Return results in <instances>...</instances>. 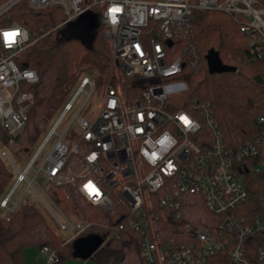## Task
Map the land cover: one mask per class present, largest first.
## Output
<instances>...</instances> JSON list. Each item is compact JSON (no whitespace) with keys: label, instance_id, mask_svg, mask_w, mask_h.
<instances>
[{"label":"built area","instance_id":"built-area-1","mask_svg":"<svg viewBox=\"0 0 264 264\" xmlns=\"http://www.w3.org/2000/svg\"><path fill=\"white\" fill-rule=\"evenodd\" d=\"M22 1L5 0L0 4V124L9 135L23 129L33 101L24 85L39 80L34 69L18 63L19 55L32 44L30 30L9 18ZM28 1L36 10L60 6L64 19L56 28L68 36L89 40L104 25L110 40L112 77L101 110L91 119L78 114L93 95L95 84L89 75L80 79L75 93L64 102L62 113L23 170L16 166L10 153L0 151L4 161L18 172L15 184L0 200V208L8 214L13 212L27 202L25 192L32 188L58 228L68 232L63 237L65 244L81 236L92 223L71 222L44 188V196L34 189L37 175L44 173L47 182L58 187L76 185L89 204L106 213L116 212L119 223L111 237H119L123 230L137 232L147 264H264V244L257 247V257L252 260L249 254L254 251L246 241L253 236L262 240L264 215L252 219L239 215V206L249 200L250 193L237 164L264 143V114L257 116L259 131L255 139L233 150L227 146L209 103L196 105L191 111L176 109L170 101L189 88L187 82L176 79L186 71L196 73L200 69L195 12L217 11L232 17L249 39L253 57L264 62V0ZM112 8L121 10L115 14V22L109 11ZM14 30H22V36L9 47L3 33ZM116 68L124 78L133 80L129 94L114 80ZM82 93L86 99L66 128L70 130L77 124L81 132L77 143L70 148L63 141L64 133L59 135L35 170L36 160ZM180 114L190 118V126L177 119ZM165 136L168 138L161 144ZM73 156L80 160L79 171L68 167ZM31 169L36 173L29 180ZM90 182L99 196L86 190ZM22 183L27 187L15 199ZM186 193L203 194L208 209L221 217L215 231L209 227L195 229L187 223L190 242L177 239L175 234L166 236L157 222L168 213L179 219ZM222 252L229 262L224 260L225 255L216 258ZM39 253L46 257L47 264L59 261L49 245L39 247Z\"/></svg>","mask_w":264,"mask_h":264},{"label":"trees","instance_id":"trees-1","mask_svg":"<svg viewBox=\"0 0 264 264\" xmlns=\"http://www.w3.org/2000/svg\"><path fill=\"white\" fill-rule=\"evenodd\" d=\"M4 1L0 0V4ZM9 18L26 26L32 34V44L19 55L18 63L34 69L39 80L23 87L33 95L23 129L16 135H9L0 124V142L13 150H29L68 98L80 73L96 71L107 74L112 69V53L104 25L98 27L94 39L61 38L56 28L64 19L60 6L36 10L28 0H23L12 9ZM194 29L202 57L200 69L196 73H183L189 88L184 95L172 97L170 101L176 109L191 111L196 105L209 103L227 146L236 150L246 141L254 140L259 131L257 116L264 114V62L253 57L249 39L239 31L233 18L225 13L196 11ZM211 49L219 52L224 64L236 67V70L210 73L206 55ZM124 80L129 94L130 88L134 87L133 80ZM237 164L239 175L250 193L249 200L239 206L238 213L249 219L263 216L264 143ZM68 167L79 171V158L71 157ZM12 178L10 166L0 155V198L7 193ZM61 189L68 198L76 200L83 217L92 223L78 238L94 234L104 240L89 257L93 264H147L137 232L123 230L119 237H111L119 223L116 212L106 213L89 204L79 194L76 185L65 184ZM157 222L166 236L175 234L177 239L190 242L192 239L185 229L187 223L195 229L209 227L215 231L221 217H216L208 209L203 194L186 193L182 199L181 217L175 219L168 213ZM78 238L65 244L42 212L28 203L21 204L8 216L0 217V264H22L28 247L42 245H49L58 254L56 264H64L67 259L74 258V243ZM246 241L254 251L249 257H257V247L264 244L263 239L253 236ZM221 255L226 256L222 252L216 258ZM224 260L229 262L227 256Z\"/></svg>","mask_w":264,"mask_h":264},{"label":"rangeland","instance_id":"rangeland-1","mask_svg":"<svg viewBox=\"0 0 264 264\" xmlns=\"http://www.w3.org/2000/svg\"><path fill=\"white\" fill-rule=\"evenodd\" d=\"M59 36L63 39L73 38L72 36L66 35V33L63 30H59ZM111 71L112 70H110L107 74H100L96 71L95 72L83 71L82 73H80V76L77 80V83H76L75 87L73 88V90L71 91V93L69 94L66 101H69L71 99V97L75 93L76 89L78 88L80 79L84 75H89L95 84V91H94L93 95L82 106V108L78 114V116L80 118L91 119L93 116H95L101 110L103 100H104V97L106 95V91H107L110 79L112 77ZM185 75H188V73H186ZM114 80H118L122 90L126 94V88L124 86L125 85L124 76L120 72L119 68H116V70H115ZM176 80H184L186 82L185 77H183V76L177 78ZM87 89H89V87ZM186 92L187 91H184L182 93V95H184ZM175 97H179V96H175ZM85 99H86L85 93H82L77 98V100L74 104L73 110L66 115L64 120L61 122V124L57 128L56 134L52 137L49 144L46 146V148L43 150V152L41 153V155L38 157L35 164L33 165L35 170L38 169L42 165L46 156L50 152L54 142L59 138V135L64 133L63 141L70 148H73L75 146V144L77 143L78 139L81 136V132L79 131L77 124H74L70 128V130H66V128H67L69 122L71 121L73 114H75V112H77L79 110V108L81 107V105L83 104ZM63 107H64L63 105L60 107V109L55 114L54 118L50 121L48 127L46 128V130L44 131V133L42 134L40 139L29 150H26V149L13 150L10 147H7L0 142V151L4 149L8 153H10V156H11L13 162L16 164V166L20 170H23L29 164L30 160L34 157L35 153L37 152L38 148L42 144L43 140L45 139V137L47 136L49 131L51 130L55 121L58 119V117L62 113ZM10 169L13 172V178H12L6 192H8L13 187V185L16 182L17 175H18V172L15 169H13L12 167H10ZM35 173H36V171L31 169L28 173V176H27L28 179L29 180L33 179ZM26 187H27V184L22 183L21 186L17 189L14 198L18 199L22 195V193L25 191ZM33 187L39 194H42L43 196H44V194L42 192V188H44L45 191L47 192V194L54 200V202L57 204V206L66 214V216L71 220V222L75 223L79 220L87 221L83 217V215L81 213V211H82L81 207L79 206V204H77L76 200H74L71 197L68 198L67 193L63 192L61 187L55 186L51 182H47V178H46L44 173L37 175L36 182L33 184ZM24 199L27 201L26 203H28L29 206H32L33 208L42 212V214L47 219L48 223L52 226V228L56 231V233L60 237L63 238V237L68 235V232H62L58 228V226L53 221L50 213L48 212L47 208L39 200V198L36 196V194L32 188H29L25 192V198ZM26 203L22 202L21 204L24 205ZM6 216H8V213L0 208V217H6ZM262 239L264 241V237ZM24 257H25L24 262L22 264H47L46 257L40 255L39 247H37V246L28 247L24 251ZM64 264H93V261L91 259L69 258L66 260V262Z\"/></svg>","mask_w":264,"mask_h":264},{"label":"water","instance_id":"water-1","mask_svg":"<svg viewBox=\"0 0 264 264\" xmlns=\"http://www.w3.org/2000/svg\"><path fill=\"white\" fill-rule=\"evenodd\" d=\"M97 27V26H96ZM95 33L90 39H94ZM207 65L210 73H224L235 71L236 67L229 66L223 63L219 52L211 49L206 55ZM104 240L98 235H89L84 238H78L75 243L74 258L89 259V257L103 244Z\"/></svg>","mask_w":264,"mask_h":264},{"label":"snow or ice","instance_id":"snow-or-ice-1","mask_svg":"<svg viewBox=\"0 0 264 264\" xmlns=\"http://www.w3.org/2000/svg\"><path fill=\"white\" fill-rule=\"evenodd\" d=\"M110 13L113 15L114 22H115V14L119 13L121 10L119 8H112L109 10ZM20 35L19 30H14L10 32H4L3 37L5 38V43L7 46H11L12 43L16 42V38ZM10 37V39H9ZM182 121L185 124V126H190L192 121L188 119L187 117H182ZM137 131H140L139 129ZM165 140H167V137H165L163 140L160 141L161 144H164ZM155 156V154H153ZM94 157H90L92 159ZM86 190L94 193L95 195L99 196V191L91 184V182L85 186Z\"/></svg>","mask_w":264,"mask_h":264},{"label":"clouds","instance_id":"clouds-1","mask_svg":"<svg viewBox=\"0 0 264 264\" xmlns=\"http://www.w3.org/2000/svg\"><path fill=\"white\" fill-rule=\"evenodd\" d=\"M6 32H10V31H6ZM19 33H20L19 36H22V30H19ZM3 38H4V37H3ZM9 39H10V37H9ZM4 41H5V38H4ZM182 117H187L188 119H190L186 114H180V115L177 117V119H178L179 121H181L182 124H184L183 121H182ZM184 125H185V124H184ZM165 137H167V136H165ZM167 138H168V137H167Z\"/></svg>","mask_w":264,"mask_h":264}]
</instances>
